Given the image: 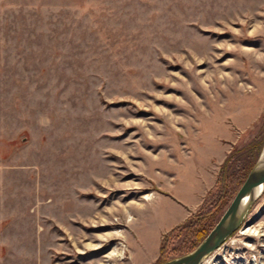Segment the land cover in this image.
<instances>
[{"label": "rangeland", "instance_id": "rangeland-1", "mask_svg": "<svg viewBox=\"0 0 264 264\" xmlns=\"http://www.w3.org/2000/svg\"><path fill=\"white\" fill-rule=\"evenodd\" d=\"M260 141L264 0H0V264L180 257ZM201 264H264V190Z\"/></svg>", "mask_w": 264, "mask_h": 264}, {"label": "water", "instance_id": "water-1", "mask_svg": "<svg viewBox=\"0 0 264 264\" xmlns=\"http://www.w3.org/2000/svg\"><path fill=\"white\" fill-rule=\"evenodd\" d=\"M264 190V144L242 184L206 236L190 252L162 264H201L244 222Z\"/></svg>", "mask_w": 264, "mask_h": 264}, {"label": "trees", "instance_id": "trees-1", "mask_svg": "<svg viewBox=\"0 0 264 264\" xmlns=\"http://www.w3.org/2000/svg\"><path fill=\"white\" fill-rule=\"evenodd\" d=\"M264 141H260L259 143L255 144V145H251L252 148L255 149V153L253 155V157L251 158L249 164L242 169L241 174L237 175V176H233V175H229V177H225L224 172L222 173L223 175L219 176L215 187H219L220 191H222V189L224 188V186L228 183V189L226 191L225 194V205L233 198V196L235 195L236 191L238 190V188L240 187V185L242 184L243 180L245 179L248 171L251 169V167L253 166L254 162L256 161L262 147H263ZM197 219L195 217H190L188 220L178 224L177 226L173 227L171 229V231L169 233H167L165 236L170 235L172 232L176 231V230H182L184 232H192L195 234L196 237V241L195 243L192 245V247H195L196 244H198L200 242L201 239H203V237L208 233V231L210 230V228L212 227V223L209 225H202L199 224L200 221H196ZM197 222V223H196ZM199 224V225H198ZM198 226V227H196ZM189 247V248H192ZM164 246H161V250H160V259H164V255H163V251L164 250Z\"/></svg>", "mask_w": 264, "mask_h": 264}, {"label": "bare ground", "instance_id": "bare-ground-1", "mask_svg": "<svg viewBox=\"0 0 264 264\" xmlns=\"http://www.w3.org/2000/svg\"><path fill=\"white\" fill-rule=\"evenodd\" d=\"M121 258V257H120Z\"/></svg>", "mask_w": 264, "mask_h": 264}]
</instances>
